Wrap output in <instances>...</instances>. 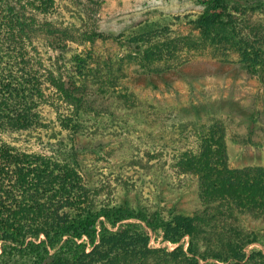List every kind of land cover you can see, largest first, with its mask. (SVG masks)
Masks as SVG:
<instances>
[{
	"label": "trees",
	"instance_id": "obj_1",
	"mask_svg": "<svg viewBox=\"0 0 264 264\" xmlns=\"http://www.w3.org/2000/svg\"><path fill=\"white\" fill-rule=\"evenodd\" d=\"M203 10L187 18L188 33L148 24L115 40L124 54L108 59L116 71L161 76L200 55L238 62L264 78V9L235 0H198ZM56 0H0V131L46 128L43 108L60 112L70 135L81 123L74 103L100 63L79 32L47 17ZM102 36V34L100 35ZM54 60V61H53ZM185 146L176 151L178 172L197 177L200 212L98 206L95 190L64 158L19 150L0 142V264H264V165L231 167L228 131L221 121L181 124ZM245 141V140H244ZM151 233L175 245H150ZM189 236L188 243L182 240ZM258 243L259 246L248 247Z\"/></svg>",
	"mask_w": 264,
	"mask_h": 264
},
{
	"label": "rangeland",
	"instance_id": "obj_2",
	"mask_svg": "<svg viewBox=\"0 0 264 264\" xmlns=\"http://www.w3.org/2000/svg\"><path fill=\"white\" fill-rule=\"evenodd\" d=\"M235 1L254 6L257 0ZM55 6L47 18L82 34L86 42L71 44L91 49L94 59L103 61L102 75L98 80L95 72L89 75L81 102L73 105L81 121L75 134L60 126L59 113L72 109L60 103V112L43 108L46 128L0 131V142L69 160L95 190L98 206L150 209L166 217L204 209L197 177L176 167V151L185 146L181 124L189 129L194 121H221L228 131L231 167L264 165V78L238 62L223 63L207 54L161 76L122 73L115 64L114 73L107 72L108 59L116 61L125 52L115 40L156 23L188 33L187 18L203 10L198 0H56ZM252 8L253 18L264 19V9ZM247 220V226L264 225L263 218ZM150 245L175 247L154 233ZM255 246L263 248L255 243L248 249Z\"/></svg>",
	"mask_w": 264,
	"mask_h": 264
}]
</instances>
